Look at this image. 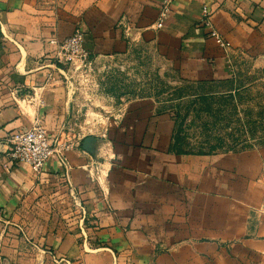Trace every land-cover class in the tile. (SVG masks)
Wrapping results in <instances>:
<instances>
[{
	"label": "crops",
	"instance_id": "obj_1",
	"mask_svg": "<svg viewBox=\"0 0 264 264\" xmlns=\"http://www.w3.org/2000/svg\"><path fill=\"white\" fill-rule=\"evenodd\" d=\"M164 1L0 0L5 264H264V145L178 154L173 115L141 109L145 100H134L113 149L73 140L67 174L55 160L36 174L10 157L9 137L35 120L69 141L67 113L94 112L81 108L93 94L78 90L51 44L77 28L96 60L147 47L179 83L226 88L244 67L264 81V0H172L158 28ZM205 6L231 43L228 53L198 24Z\"/></svg>",
	"mask_w": 264,
	"mask_h": 264
},
{
	"label": "rangeland",
	"instance_id": "obj_2",
	"mask_svg": "<svg viewBox=\"0 0 264 264\" xmlns=\"http://www.w3.org/2000/svg\"><path fill=\"white\" fill-rule=\"evenodd\" d=\"M67 70L78 90L93 94L81 108L94 111L67 113L64 135L69 141L93 138L100 147L113 149L117 131L126 128V116L139 102L134 100H145L141 109L173 115L186 152L213 154L264 145V81L261 72L249 67L239 70L236 82L226 88L179 83L152 48L137 46L123 59L76 60ZM230 88L238 90L228 92ZM215 137L223 138V145L211 150L218 144ZM0 264H5L1 257Z\"/></svg>",
	"mask_w": 264,
	"mask_h": 264
},
{
	"label": "built area",
	"instance_id": "obj_3",
	"mask_svg": "<svg viewBox=\"0 0 264 264\" xmlns=\"http://www.w3.org/2000/svg\"><path fill=\"white\" fill-rule=\"evenodd\" d=\"M172 0H165L160 9L159 21L157 27L161 28L163 22L170 12ZM198 24L206 29L216 44L225 52L231 49V43L214 27L212 22V12L205 6L201 12ZM83 30L77 28L74 34L66 39H53L51 44L57 48L56 59L60 63H73L76 60L86 63L90 60V54L83 46ZM227 62L231 65L232 61L228 56ZM234 73V72H233ZM10 157L13 161L29 166L36 174H41L49 160L57 161L67 172L70 170V164L67 158V151L74 148L73 141H61L58 137L49 134L48 129L37 119L32 126L26 130H18L9 137ZM72 192L74 203L85 213V207L76 194Z\"/></svg>",
	"mask_w": 264,
	"mask_h": 264
},
{
	"label": "trees",
	"instance_id": "obj_4",
	"mask_svg": "<svg viewBox=\"0 0 264 264\" xmlns=\"http://www.w3.org/2000/svg\"><path fill=\"white\" fill-rule=\"evenodd\" d=\"M204 100V102H206V104L208 105V99L206 98V96H204V98L202 99ZM213 112H211V116L214 115L212 114ZM225 119V118H223ZM210 138V136H208ZM183 137L182 135L180 134V131L177 130L175 132V135H174V144H173V149L175 152H177L178 154H188L189 152H186L182 146H181V142L183 141ZM215 140H217L218 144H216L215 146H211V150L214 149V148H219L220 146L223 145V138L221 137H215L214 138ZM200 154H205V153H200Z\"/></svg>",
	"mask_w": 264,
	"mask_h": 264
},
{
	"label": "water",
	"instance_id": "obj_5",
	"mask_svg": "<svg viewBox=\"0 0 264 264\" xmlns=\"http://www.w3.org/2000/svg\"><path fill=\"white\" fill-rule=\"evenodd\" d=\"M93 138H86L84 142V147L87 149H91L92 147V142H94Z\"/></svg>",
	"mask_w": 264,
	"mask_h": 264
}]
</instances>
